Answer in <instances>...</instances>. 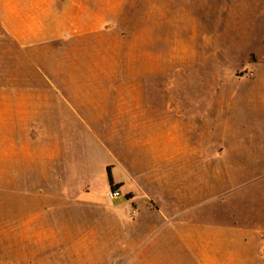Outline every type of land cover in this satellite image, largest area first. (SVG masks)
Segmentation results:
<instances>
[{"label":"rangeland","instance_id":"rangeland-1","mask_svg":"<svg viewBox=\"0 0 264 264\" xmlns=\"http://www.w3.org/2000/svg\"><path fill=\"white\" fill-rule=\"evenodd\" d=\"M114 13L110 24L123 35L122 53H116L114 61L139 60V30H152L156 37L161 76L143 78L141 102L156 113L151 120L160 121L162 133L178 123V136L187 150L169 165L147 168L140 177L132 173L127 180L139 199L132 201L125 193L109 200L103 162L112 161L113 182L129 177L114 155L90 149L92 169L82 181H75L73 168L66 165H46L23 156L12 164L15 146L38 143L39 149L50 142L49 135L11 134L9 119L0 118V257H9L1 240L9 230L3 227L36 215L38 224L66 228L67 249L74 236L84 237L98 224V245L82 244L83 254L89 247L87 259L73 262L68 249L66 264H200L179 260L175 254L182 252L171 243L157 246L155 263L129 260V252L122 253L126 231L110 209L132 222V208L157 203L162 209L188 206L191 216L219 228L226 264H264V0H115ZM120 72L123 78H133L136 70ZM118 137L115 154L121 148ZM75 154L71 155L79 158ZM130 155L131 172L133 163L150 161L138 153ZM107 222L114 227L112 259L106 256L102 237Z\"/></svg>","mask_w":264,"mask_h":264},{"label":"crops","instance_id":"crops-1","mask_svg":"<svg viewBox=\"0 0 264 264\" xmlns=\"http://www.w3.org/2000/svg\"><path fill=\"white\" fill-rule=\"evenodd\" d=\"M114 6L115 0H0V118L9 119L11 134L49 135L50 142L39 149L35 147L38 143L15 146L12 164L23 156L46 165H66L73 168L74 180L82 181L92 169L90 149L111 154L129 176L113 183L120 184L122 193L134 201L140 196L129 186L132 173L140 177L147 168L171 164L186 152L187 143L178 136V123L162 133L160 121L151 120L156 113L147 111L141 102L143 78L161 76V55L156 53L152 30H139L136 63L113 60L116 53L121 55L123 46V35L110 24L115 20ZM123 69L136 73L133 78H123ZM158 89L160 92V84ZM173 112L178 114L176 106ZM115 135H121L117 154L113 144L119 137ZM131 153L150 161L133 163L132 172L128 171ZM110 162H103L106 173L107 167L112 173ZM51 177L56 180L55 174ZM61 193L57 191V195ZM132 209L136 211L132 222L110 209L117 225L126 231L121 245L122 253L129 252V260L155 263L157 246L171 243L182 252L175 254L179 260L226 264L220 229L191 216L192 208L175 205L162 209L156 203ZM38 223L34 215L3 227L9 230L1 234L3 251H9V257L2 255L0 264L67 263L66 228ZM104 226L105 252L112 259L113 223ZM97 228L95 222L89 234L73 237L70 260L81 263L87 259L89 247L83 254L82 244L98 245Z\"/></svg>","mask_w":264,"mask_h":264},{"label":"built area","instance_id":"built-area-1","mask_svg":"<svg viewBox=\"0 0 264 264\" xmlns=\"http://www.w3.org/2000/svg\"><path fill=\"white\" fill-rule=\"evenodd\" d=\"M105 196L109 200H116L125 197V195L119 189H110L109 191L106 192ZM130 214L131 216H135L136 211L132 209Z\"/></svg>","mask_w":264,"mask_h":264},{"label":"trees","instance_id":"trees-1","mask_svg":"<svg viewBox=\"0 0 264 264\" xmlns=\"http://www.w3.org/2000/svg\"><path fill=\"white\" fill-rule=\"evenodd\" d=\"M106 170H107L108 181H109L111 189H118L121 185L120 184H114L113 180H112L111 173H110V168L107 167Z\"/></svg>","mask_w":264,"mask_h":264}]
</instances>
